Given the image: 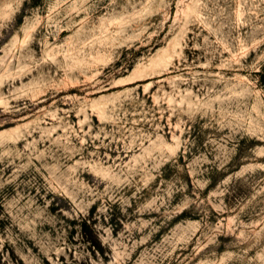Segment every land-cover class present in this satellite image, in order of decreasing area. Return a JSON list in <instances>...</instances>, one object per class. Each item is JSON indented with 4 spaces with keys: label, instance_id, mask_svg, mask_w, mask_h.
<instances>
[{
    "label": "rangeland",
    "instance_id": "rangeland-1",
    "mask_svg": "<svg viewBox=\"0 0 264 264\" xmlns=\"http://www.w3.org/2000/svg\"><path fill=\"white\" fill-rule=\"evenodd\" d=\"M264 0H0V264H264Z\"/></svg>",
    "mask_w": 264,
    "mask_h": 264
},
{
    "label": "trees",
    "instance_id": "trees-1",
    "mask_svg": "<svg viewBox=\"0 0 264 264\" xmlns=\"http://www.w3.org/2000/svg\"><path fill=\"white\" fill-rule=\"evenodd\" d=\"M260 82L264 86V66H263L262 71L260 73Z\"/></svg>",
    "mask_w": 264,
    "mask_h": 264
}]
</instances>
